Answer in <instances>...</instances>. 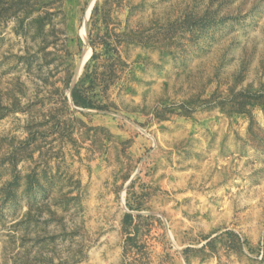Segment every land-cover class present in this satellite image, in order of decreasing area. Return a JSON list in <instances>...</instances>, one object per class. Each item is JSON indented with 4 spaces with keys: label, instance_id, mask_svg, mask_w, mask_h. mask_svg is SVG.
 Masks as SVG:
<instances>
[{
    "label": "rangeland",
    "instance_id": "1",
    "mask_svg": "<svg viewBox=\"0 0 264 264\" xmlns=\"http://www.w3.org/2000/svg\"><path fill=\"white\" fill-rule=\"evenodd\" d=\"M98 1L0 0V264H264V0H124L110 112Z\"/></svg>",
    "mask_w": 264,
    "mask_h": 264
},
{
    "label": "trees",
    "instance_id": "2",
    "mask_svg": "<svg viewBox=\"0 0 264 264\" xmlns=\"http://www.w3.org/2000/svg\"><path fill=\"white\" fill-rule=\"evenodd\" d=\"M100 1L91 10L87 23L92 56L71 90V101L79 109L110 112L117 110L112 92L129 89L126 83L131 66L124 53L129 48L147 46L148 43L128 28L122 31L121 23L114 19L115 10L121 12L124 0ZM131 219V215H126L124 230L131 226Z\"/></svg>",
    "mask_w": 264,
    "mask_h": 264
},
{
    "label": "water",
    "instance_id": "3",
    "mask_svg": "<svg viewBox=\"0 0 264 264\" xmlns=\"http://www.w3.org/2000/svg\"><path fill=\"white\" fill-rule=\"evenodd\" d=\"M76 79H77V77H76ZM75 83H76V80L73 82V84H72V86H71V90H72V88L74 87Z\"/></svg>",
    "mask_w": 264,
    "mask_h": 264
},
{
    "label": "bare ground",
    "instance_id": "4",
    "mask_svg": "<svg viewBox=\"0 0 264 264\" xmlns=\"http://www.w3.org/2000/svg\"><path fill=\"white\" fill-rule=\"evenodd\" d=\"M86 54H87V57L89 56V54H88V52H86ZM81 70V67H80V69H79V71ZM77 77V76H76ZM75 80H76V78H75Z\"/></svg>",
    "mask_w": 264,
    "mask_h": 264
}]
</instances>
